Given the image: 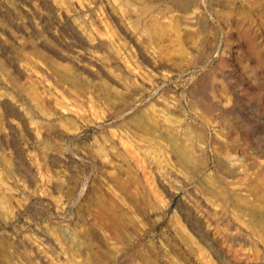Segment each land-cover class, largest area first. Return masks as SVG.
I'll list each match as a JSON object with an SVG mask.
<instances>
[{
    "label": "rangeland",
    "instance_id": "374dc122",
    "mask_svg": "<svg viewBox=\"0 0 264 264\" xmlns=\"http://www.w3.org/2000/svg\"><path fill=\"white\" fill-rule=\"evenodd\" d=\"M190 1L0 0V264H264L244 1Z\"/></svg>",
    "mask_w": 264,
    "mask_h": 264
},
{
    "label": "bare ground",
    "instance_id": "6f19581e",
    "mask_svg": "<svg viewBox=\"0 0 264 264\" xmlns=\"http://www.w3.org/2000/svg\"><path fill=\"white\" fill-rule=\"evenodd\" d=\"M187 6L191 2L190 0H173L174 3ZM223 0H221V4ZM242 4L240 5H233L229 6V8L220 9L221 12L219 13L218 18L221 21H224V24L226 25V28L229 29L230 32V38L239 39V45L241 46L242 50L244 51V48L248 51V58L251 60L253 65H250L251 68H249L250 71L257 70L259 71V79H264V43L261 39V34L264 33V0H242ZM232 2V1H231ZM219 3V5H220ZM227 3V2H226ZM235 3V2H234ZM230 4V3H229ZM217 5V4H216ZM214 6V4H213ZM220 7H222L220 5ZM215 8V7H214ZM216 9V8H215ZM219 9V8H218ZM217 10V9H216ZM4 14V13H3ZM8 15V14H7ZM11 15V14H10ZM3 17V16H2ZM10 17V16H9ZM7 19V16H6ZM11 19V17H10ZM13 20V19H12ZM201 23V22H200ZM36 35V34H35ZM263 38V37H262ZM6 52V51H5ZM245 52H242V54ZM223 64L225 61H221ZM208 74V73H206ZM208 78V77H207ZM210 78V77H209ZM203 80V84L200 87V95L205 94L206 90L204 91V88L206 87L207 80ZM209 82V81H208ZM213 81H211V84ZM210 83H208L209 85ZM242 84V81H241ZM215 85V84H214ZM214 87V86H213ZM249 88V87H248ZM197 89V88H196ZM207 89V88H206ZM212 89V86H211ZM198 92V90H197ZM207 93V92H206ZM208 95V94H207ZM204 96V95H203ZM202 96V97H203ZM205 99V98H204ZM208 99V98H206ZM201 100V99H199ZM203 102V101H202ZM213 101L212 103H214ZM202 104V103H201ZM5 105V104H4ZM203 107L208 112H214L216 109L222 110L221 106H219L217 103L211 105L210 103H204ZM219 107V108H218ZM7 111L10 114H13V116L18 115L19 113L16 111V109L12 105H7ZM232 109V108H230ZM233 110V109H232ZM6 111V113H7ZM234 111V110H233ZM232 111V112H233ZM236 112V111H234ZM217 113V112H216ZM223 113V112H222ZM239 113V112H238ZM235 116V115H234ZM16 117V116H15ZM19 117V116H18ZM240 121V120H239ZM203 133V132H202ZM201 135V134H200ZM204 135V134H203ZM2 137V136H1ZM12 138V137H10ZM176 139V138H175ZM11 141V140H10ZM14 142V141H13ZM7 143V142H6ZM171 144V143H170ZM4 145V142L0 139V148ZM182 146V145H181ZM5 147V146H4ZM16 147V155L18 157V167L23 164V157H22V151L15 145ZM178 148V147H177ZM181 148V147H180ZM16 168V167H15ZM13 168V169H15ZM12 169V170H13ZM19 170V169H18ZM15 171V170H14ZM12 171V172H14ZM17 174V173H16ZM4 196V195H3ZM2 197V196H1ZM220 240V239H219ZM217 241V240H216ZM212 242V241H211ZM214 244V243H212ZM215 245V244H214ZM222 245V244H221ZM216 246V245H215ZM215 248V247H214ZM214 250V249H213ZM218 250V249H217ZM223 250V249H222ZM219 252V250H218ZM215 253V252H214ZM218 254V253H216ZM220 255V254H219ZM218 257V256H217ZM219 258L222 259V257L219 256ZM233 262V261H232ZM235 263V262H233ZM230 264V263H229Z\"/></svg>",
    "mask_w": 264,
    "mask_h": 264
}]
</instances>
